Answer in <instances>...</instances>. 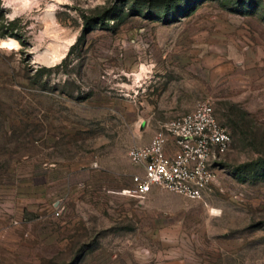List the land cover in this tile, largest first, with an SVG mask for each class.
Returning a JSON list of instances; mask_svg holds the SVG:
<instances>
[{
  "label": "rangeland",
  "instance_id": "374dc122",
  "mask_svg": "<svg viewBox=\"0 0 264 264\" xmlns=\"http://www.w3.org/2000/svg\"><path fill=\"white\" fill-rule=\"evenodd\" d=\"M1 2L0 264H264V0ZM203 102L204 197L130 194L128 150Z\"/></svg>",
  "mask_w": 264,
  "mask_h": 264
},
{
  "label": "built area",
  "instance_id": "2783aa9c",
  "mask_svg": "<svg viewBox=\"0 0 264 264\" xmlns=\"http://www.w3.org/2000/svg\"><path fill=\"white\" fill-rule=\"evenodd\" d=\"M231 142L212 104L203 102L164 122L148 143L128 150L137 171L127 191L144 196L158 188L201 199L215 181Z\"/></svg>",
  "mask_w": 264,
  "mask_h": 264
},
{
  "label": "clouds",
  "instance_id": "9594fccd",
  "mask_svg": "<svg viewBox=\"0 0 264 264\" xmlns=\"http://www.w3.org/2000/svg\"><path fill=\"white\" fill-rule=\"evenodd\" d=\"M34 3L35 0H4V7L12 9L11 13L8 15V19L14 20L21 12L30 10ZM19 47L20 45L18 42L10 41L5 43L0 41V48L18 49Z\"/></svg>",
  "mask_w": 264,
  "mask_h": 264
},
{
  "label": "trees",
  "instance_id": "16d2710c",
  "mask_svg": "<svg viewBox=\"0 0 264 264\" xmlns=\"http://www.w3.org/2000/svg\"><path fill=\"white\" fill-rule=\"evenodd\" d=\"M2 0H0V26L2 25L1 24V20L3 19V7H2V2H1ZM14 22H11V23H9V25L10 24H13ZM87 23V22H86ZM19 39H20V36H17ZM241 126H243V124H241Z\"/></svg>",
  "mask_w": 264,
  "mask_h": 264
}]
</instances>
